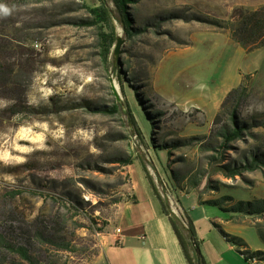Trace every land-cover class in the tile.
Instances as JSON below:
<instances>
[{"label": "rangeland", "instance_id": "obj_1", "mask_svg": "<svg viewBox=\"0 0 264 264\" xmlns=\"http://www.w3.org/2000/svg\"><path fill=\"white\" fill-rule=\"evenodd\" d=\"M104 1L109 25L88 26L82 24L90 19L85 6L100 5V0H0L10 10L0 14V194L14 192L11 202L28 220L38 213L56 220V244L33 247L38 264H92L102 236L116 222L118 202L131 196V164H144L162 191L148 150L151 138L160 145L210 132L196 135L185 129L201 114L183 113L159 98L151 77L161 55L187 44L195 26L222 29L185 16L214 17L188 0H136L129 12L137 31L129 32L113 0ZM117 37L124 42L115 59ZM127 81L149 111L152 130L137 118L145 112ZM243 81L248 96L239 119L258 125L245 129L228 149L219 147L215 136L202 144L172 146L168 165L174 178L169 182L180 191L193 189L192 180L199 178L196 191L211 198L227 193L236 199L264 197V166L234 177L218 169V164L241 166L255 154L264 156V87L249 77ZM22 98L29 109L15 106ZM114 105L116 112L102 111ZM211 155L217 159L210 161ZM125 158L129 164L120 161ZM169 201L180 219L174 194ZM210 208L213 215L229 217L217 206ZM232 221L257 224L264 233L263 218ZM246 237L258 240L256 229L250 227Z\"/></svg>", "mask_w": 264, "mask_h": 264}, {"label": "crops", "instance_id": "obj_2", "mask_svg": "<svg viewBox=\"0 0 264 264\" xmlns=\"http://www.w3.org/2000/svg\"><path fill=\"white\" fill-rule=\"evenodd\" d=\"M188 2L203 14L223 20L229 18L235 6L255 8L264 5V0ZM186 41L187 44L165 51L158 59L151 77L152 90L183 112L200 110L202 118L199 122H189L185 129L192 134L206 135L225 95L245 76L264 87V46L248 51L231 39L228 30L202 25L195 26ZM137 118L144 128L152 130L150 120L144 114ZM170 148L154 147L152 143L148 147L154 169L161 179L168 182L171 176L174 178L168 165ZM131 166V196L118 202L116 222L102 236L100 252L92 264H188L142 164L137 162ZM170 185L175 187L174 195L178 198L179 212L183 217L180 221L183 224L186 219L192 222L195 240L207 264H249L239 253L241 248L226 240L220 229L242 237L250 251H264V243L258 233V240L246 237V232L253 225L233 222L230 213L229 217H223L209 212L210 207L216 206L203 201L214 197L196 191L197 188L186 192L180 191L175 182ZM180 198H188V202L182 204ZM116 227L121 229L119 234L115 233Z\"/></svg>", "mask_w": 264, "mask_h": 264}, {"label": "trees", "instance_id": "obj_3", "mask_svg": "<svg viewBox=\"0 0 264 264\" xmlns=\"http://www.w3.org/2000/svg\"><path fill=\"white\" fill-rule=\"evenodd\" d=\"M113 3L121 13V22L126 31H137L131 26L133 20L129 12V5L136 3V0H113ZM85 9L90 15V19L83 21L82 24L88 26L98 25L99 23L109 25L110 12L104 0H100V5L93 7L85 6ZM192 15L193 16L191 17L185 16V19H195L214 25L217 28L229 30L231 39L248 51L257 46H264V5H260L255 8L235 6L231 10L229 20L198 17L195 16V14ZM100 35L102 38H105L107 34L101 32ZM247 77L248 76H245L244 80L247 79ZM127 82L134 91L137 103L140 107H142V109H144V115L149 118V111H147L144 107L143 101L138 96L139 93L134 89V86L130 84L129 81ZM247 96L248 89L244 81H242L237 87L229 90L225 95L218 112L213 118L212 126L210 128L211 130L207 136H192L183 140H175L172 143H163L160 145L155 144L154 140L151 138V143L154 147L159 146V148H170L172 146H176L177 144L184 145L191 144V142H198L199 144H202L201 141L204 139L206 140L211 138V136H215L220 137L218 146L222 149H228L231 142L238 140L243 136L245 129L249 128V126L258 125L256 121L252 124H248L246 121L239 119V107L242 105ZM15 106L20 109H29V106H27L23 98L20 99L19 102L15 101ZM11 110L13 112L18 111L16 108H11ZM117 110L118 107L116 105L111 108L102 109V111H108L110 113H114ZM193 110L202 114L200 110ZM158 113L161 112H157L156 114ZM153 123L154 121L150 119V124L153 125ZM205 147L211 148L212 146L207 145ZM212 149H214V147ZM209 158L210 161L217 159L214 158L213 155L209 156ZM120 161L123 164L130 163L128 158ZM261 166H264V156L263 154H255L249 162H245L241 166L234 165L230 167L228 164H218V169L221 170L222 174L226 177H234L237 174H241L242 171H252L260 168ZM142 168L154 193L158 197L164 214L168 217V220L180 242L188 264H207L195 240V231L192 222L186 219L184 225L180 219H178L175 214L170 211L168 201L165 198H162L159 194L154 180L144 164H142ZM200 183L201 179L196 178L192 180L191 186H193L192 188H198ZM15 195L16 194L14 192L8 193V195L0 194V264H38L32 253L34 245L44 243L56 244L55 240L58 237L60 229L56 227V220L49 217L47 218L40 213L28 220L26 218L27 215L24 214V212L19 211L11 202ZM225 202L230 203L229 205L224 206ZM203 203L217 206L222 211L230 213L231 220L244 216L264 219V197L236 199L233 195L224 194L217 199L205 200ZM216 226L219 227L218 225ZM253 226L256 228L259 238L264 243V233L259 228V225L254 224ZM220 231L226 240L241 248L239 249V253L243 255L245 260L256 256L261 261H264V251H250L242 237L228 234L222 229H220ZM65 247L66 246H64V249H66Z\"/></svg>", "mask_w": 264, "mask_h": 264}, {"label": "built area", "instance_id": "obj_4", "mask_svg": "<svg viewBox=\"0 0 264 264\" xmlns=\"http://www.w3.org/2000/svg\"><path fill=\"white\" fill-rule=\"evenodd\" d=\"M160 183H161V187L160 188H161L162 191H160V192L158 191V192H159V194L161 195L162 198H165L167 201H169V199H171L173 197V194H174L173 187L170 185V183L168 181H166L164 179H161ZM172 191H173V193H172ZM176 203L178 204L177 201H176ZM67 205H69V203ZM120 232H121V229L116 227L115 228V233L119 234ZM247 261H248L249 264H263L264 263V261H261V260H254V256L248 258Z\"/></svg>", "mask_w": 264, "mask_h": 264}, {"label": "water", "instance_id": "obj_5", "mask_svg": "<svg viewBox=\"0 0 264 264\" xmlns=\"http://www.w3.org/2000/svg\"><path fill=\"white\" fill-rule=\"evenodd\" d=\"M123 42H124V39H122L121 37L116 38V43H115V48H114L115 59H117V57H118L119 49H120V46ZM114 65H115V62H114Z\"/></svg>", "mask_w": 264, "mask_h": 264}, {"label": "clouds", "instance_id": "obj_6", "mask_svg": "<svg viewBox=\"0 0 264 264\" xmlns=\"http://www.w3.org/2000/svg\"><path fill=\"white\" fill-rule=\"evenodd\" d=\"M0 14H3L5 16L10 14L9 8L5 7L4 5H0Z\"/></svg>", "mask_w": 264, "mask_h": 264}, {"label": "bare ground", "instance_id": "obj_7", "mask_svg": "<svg viewBox=\"0 0 264 264\" xmlns=\"http://www.w3.org/2000/svg\"><path fill=\"white\" fill-rule=\"evenodd\" d=\"M70 203V202H69ZM254 260H260V259H258V257H256V256H254Z\"/></svg>", "mask_w": 264, "mask_h": 264}]
</instances>
